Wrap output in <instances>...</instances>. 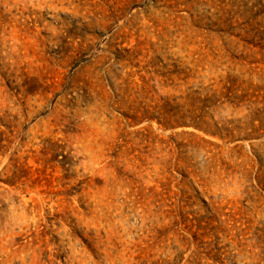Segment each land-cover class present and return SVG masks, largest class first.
<instances>
[{
	"label": "rangeland",
	"instance_id": "1",
	"mask_svg": "<svg viewBox=\"0 0 264 264\" xmlns=\"http://www.w3.org/2000/svg\"><path fill=\"white\" fill-rule=\"evenodd\" d=\"M0 264H264V0H0Z\"/></svg>",
	"mask_w": 264,
	"mask_h": 264
}]
</instances>
